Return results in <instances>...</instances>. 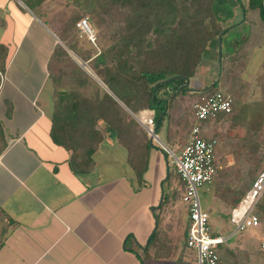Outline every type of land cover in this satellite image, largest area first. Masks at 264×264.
<instances>
[{
	"label": "crops",
	"instance_id": "1",
	"mask_svg": "<svg viewBox=\"0 0 264 264\" xmlns=\"http://www.w3.org/2000/svg\"><path fill=\"white\" fill-rule=\"evenodd\" d=\"M229 5L231 9H225L222 17L225 22L239 15ZM68 8L67 0H0V264H161L165 252L176 251L172 237L179 215L169 194L167 152L173 157L179 154L199 124L206 138L218 140L216 160L221 168L210 183L225 169L218 158L230 157V166L236 153L228 150V138L224 142L216 136L225 127L214 121L220 114L189 125L184 107L189 106L190 116L196 119L193 103L201 94L215 90L232 95V114L241 102H247L250 111V104L264 107V18L260 12V21L251 29L242 13L241 21L224 26L232 29L221 44L219 38L211 43L195 76L185 83L187 90L173 100L161 124L163 113L158 120L153 109L136 116L121 102L135 118L124 122L122 134L98 120L102 140L92 154L93 167L76 173L70 165L72 151L51 136L55 90H71L75 85H65L63 73L54 68L55 61L68 57L55 56L57 46L71 49L60 38L61 24L46 14H66ZM197 90L192 101L184 102L183 95ZM160 126L165 128L163 137L158 133ZM175 171L183 194L176 166ZM218 180L222 183L221 177ZM182 194L187 237L190 216ZM244 196L230 208V221ZM214 205L221 214L229 204L220 197ZM205 211L212 229L218 217ZM231 223L235 233L247 230L239 231ZM214 235L225 237L223 248L233 234ZM185 237L183 252L195 259L185 264H198L196 251L187 246ZM252 257L263 259L251 264H264L260 248L251 247Z\"/></svg>",
	"mask_w": 264,
	"mask_h": 264
},
{
	"label": "trees",
	"instance_id": "2",
	"mask_svg": "<svg viewBox=\"0 0 264 264\" xmlns=\"http://www.w3.org/2000/svg\"><path fill=\"white\" fill-rule=\"evenodd\" d=\"M67 1L83 9L90 6V10L70 19L61 40L116 96L80 65L71 74L75 87L55 90L51 136L55 143L72 151L73 171L86 173L93 167L92 154L102 140L96 128L98 120L108 122L122 134L124 122L135 121L122 102L136 116L144 109H153L158 120L163 113L161 124L171 101L187 90L185 83L195 76L211 43L232 28L222 25L223 5L217 0ZM249 1L252 7L261 8L264 18V0ZM104 13L112 18V41L94 54H87L70 31L81 19L98 18ZM55 56L70 54L59 44ZM56 80L59 82L61 76Z\"/></svg>",
	"mask_w": 264,
	"mask_h": 264
},
{
	"label": "rangeland",
	"instance_id": "3",
	"mask_svg": "<svg viewBox=\"0 0 264 264\" xmlns=\"http://www.w3.org/2000/svg\"><path fill=\"white\" fill-rule=\"evenodd\" d=\"M217 2L218 4L223 5L220 10L222 17L225 16V8L228 9L231 7L229 3L233 6V9L239 11L238 16L229 19L227 22H222L223 26H229L241 21L242 13L244 14L245 21L247 20L250 23L251 29L255 28L256 23L260 21L259 14L261 12V8L255 6L254 9H252L249 0H217ZM68 6L69 8L66 14L49 13L46 14V16L50 17L57 25L61 24L63 29V27H67V23L71 18L75 15H80L79 13H82L84 10H88L90 8L89 6L88 8L83 9L82 6H73L69 3ZM87 20L94 31L93 37L91 36L90 38L85 32H83L78 24L74 30L70 31V34L78 40L79 46L87 54L92 55L96 51L107 46L112 41L111 34L113 25L111 16L105 13L101 14L98 18H87ZM46 22L50 26V23L48 21ZM33 32L34 28L31 29L29 37L33 35ZM248 35L250 37L249 41L251 42V30ZM234 36L232 35L231 38H234ZM216 41H218V38H216L213 43ZM76 65H79V63L73 54H70V57L62 58L54 62V68L63 73L64 84L69 87L74 85L71 74L72 70L76 68ZM251 65L252 64L250 63L249 68L246 71V74L248 75H251ZM219 73L220 71H218V74ZM218 78H220L219 75H217V79ZM210 82L211 81H208L207 85H211ZM190 86H195L194 81H191ZM221 86H224V83L221 82ZM197 94L198 90L196 92H187V94L182 97L184 98V102L188 100L192 101ZM171 103H174V101H171ZM245 103L247 102L239 103L238 109H236L233 114H220L216 119H214L218 127L219 125L225 126L221 129V131L216 133V136L221 137L224 142L228 138V150L231 151L234 149L236 150V153L234 155L235 157L232 159L233 164L230 166L228 164L230 157L220 156L218 158V161L223 163L225 166V169L220 171V175L218 174L216 178L218 180V178L221 177L222 183L219 180H215L210 184L200 187L199 189L203 209L209 210L212 217H218L217 221L212 222V233L222 234L224 236L233 234L231 238L227 240L223 248L221 246L218 247V252L221 258L220 264H251L256 261H262L263 259L261 257L251 258V247L260 248L264 252L263 198L256 207L262 221L259 227L235 233L234 225L231 223L229 217V213L231 211L230 208L234 206L240 197L246 194L247 188H250L253 178L258 175L264 165V107H262L261 104H250L251 108H253L250 111L248 109L249 104L247 103V105ZM185 109L189 115L187 119L189 125H193L196 121L197 123H201V121L196 120L195 117L193 118V116H190L191 110L189 106H186V108L184 107V110ZM164 132L165 128L160 126L158 133H160L161 137H163L162 135H165ZM156 142L159 143L158 141ZM167 154L168 157L166 166H168L167 174L169 175L167 182L170 186L169 194H171L172 198H174L176 209L179 213L175 224V233L172 237L174 247L176 251L178 250V252L172 251L168 254L165 252L162 255L164 261L161 262V264H185L189 263L190 260L195 261L194 257L189 255L187 252H183V240L185 237L184 231L187 227L186 221L188 220V215L185 210V206L180 201L182 188L178 190V187H180V180L175 171L174 157L169 151ZM174 184H176L175 189L173 188ZM243 188H245V190ZM220 197L229 205H227L226 211L218 214V208H216L215 205L213 206V203L216 201V198ZM179 258L180 260L182 258L180 262L178 261Z\"/></svg>",
	"mask_w": 264,
	"mask_h": 264
},
{
	"label": "built area",
	"instance_id": "4",
	"mask_svg": "<svg viewBox=\"0 0 264 264\" xmlns=\"http://www.w3.org/2000/svg\"><path fill=\"white\" fill-rule=\"evenodd\" d=\"M78 26L90 38L93 37L94 31L86 18L81 19ZM193 110L198 121L216 117L221 113L229 114L233 110V97L223 90L206 92L193 103ZM149 122L152 125V121ZM217 145L216 138H206L200 125L195 124L188 142L179 154L174 155L177 173L184 184L182 199L189 208L190 221L186 243L196 251L198 264H219L218 247L225 241V237L212 233L210 217L202 207L199 194L200 187L210 183L221 168L216 160ZM263 196L264 166L231 213V221L237 230L261 225V217L256 207Z\"/></svg>",
	"mask_w": 264,
	"mask_h": 264
},
{
	"label": "water",
	"instance_id": "5",
	"mask_svg": "<svg viewBox=\"0 0 264 264\" xmlns=\"http://www.w3.org/2000/svg\"><path fill=\"white\" fill-rule=\"evenodd\" d=\"M219 39H220V44H221V40H222V35L219 36ZM69 53L73 54L75 59L78 61L79 65L85 69L88 73H90L101 85H103L107 90V86L101 81V79L96 75V74H93L92 70L89 68L88 64L86 61L80 59L76 54H74L71 50H68ZM187 84V83H186ZM180 88H183V87H180ZM114 97H116L110 90H108ZM122 103V102H121ZM156 131L157 129L154 130L153 134L155 135L156 134ZM152 139V138H151Z\"/></svg>",
	"mask_w": 264,
	"mask_h": 264
}]
</instances>
